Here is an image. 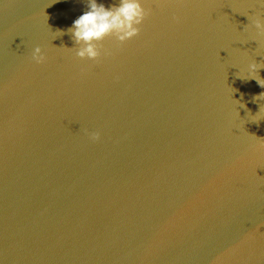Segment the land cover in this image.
<instances>
[{
	"label": "water",
	"instance_id": "95a60500",
	"mask_svg": "<svg viewBox=\"0 0 264 264\" xmlns=\"http://www.w3.org/2000/svg\"><path fill=\"white\" fill-rule=\"evenodd\" d=\"M141 4L94 61L85 0H0V264H264V0Z\"/></svg>",
	"mask_w": 264,
	"mask_h": 264
},
{
	"label": "clouds",
	"instance_id": "9594fccd",
	"mask_svg": "<svg viewBox=\"0 0 264 264\" xmlns=\"http://www.w3.org/2000/svg\"><path fill=\"white\" fill-rule=\"evenodd\" d=\"M86 10L73 20L71 27L66 32L71 36L75 45V55L81 59L88 58L97 60L101 55V43L106 37L113 36L123 43L132 39L140 33V25L150 14V9L142 6L141 0H117L109 6L98 0H85ZM173 19H177L173 17ZM258 34L264 35V22L260 19L253 21ZM62 35L65 30H60ZM107 54V53H106ZM31 59L39 64L43 63L45 56L41 52L40 46H36ZM250 71L258 73L256 63L249 65ZM262 68V67H260ZM257 82L264 87V79H257ZM264 95L260 93L259 96ZM256 98V97H255ZM89 138L95 142L99 140V132H91Z\"/></svg>",
	"mask_w": 264,
	"mask_h": 264
}]
</instances>
